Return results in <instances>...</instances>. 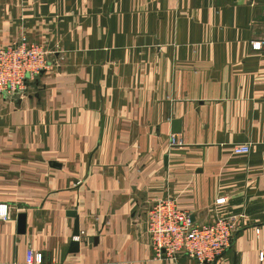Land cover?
I'll list each match as a JSON object with an SVG mask.
<instances>
[{"label": "crops", "instance_id": "0c3cea01", "mask_svg": "<svg viewBox=\"0 0 264 264\" xmlns=\"http://www.w3.org/2000/svg\"><path fill=\"white\" fill-rule=\"evenodd\" d=\"M262 19L264 0H0V49L25 36L50 54L0 95V264L27 249L42 264H197L155 256L147 213L166 196L196 225L237 223L211 264H264Z\"/></svg>", "mask_w": 264, "mask_h": 264}, {"label": "built area", "instance_id": "2783aa9c", "mask_svg": "<svg viewBox=\"0 0 264 264\" xmlns=\"http://www.w3.org/2000/svg\"><path fill=\"white\" fill-rule=\"evenodd\" d=\"M262 42H250L253 51L261 49ZM50 54L39 44L31 42L25 36L0 49V95H13L24 91L26 82L33 80L50 67ZM170 146L181 145L174 135L170 137ZM249 145L233 147V154L249 152ZM224 198L215 201V205L224 203ZM8 217L7 206L0 204V220ZM237 223L231 217H219L213 223L196 225L187 212L176 207L175 201L164 197L156 201L147 213V233L151 247L157 258L175 260L183 254L197 264H211L230 247ZM258 260H264L259 253ZM43 258L32 249H27L24 264H42ZM15 264V263H13Z\"/></svg>", "mask_w": 264, "mask_h": 264}, {"label": "water", "instance_id": "95a60500", "mask_svg": "<svg viewBox=\"0 0 264 264\" xmlns=\"http://www.w3.org/2000/svg\"><path fill=\"white\" fill-rule=\"evenodd\" d=\"M264 21V19H262ZM179 125V122L178 121H173V131H172V134H176L178 133V131H174L176 130V126ZM175 128V129H174ZM70 215L74 216V213H70ZM23 215H20L19 216V227H23ZM79 235V230H78V223H77V219L75 220V223H74V232H73V236H78ZM72 245L73 246H76V250H77V246H78V243L77 242H72Z\"/></svg>", "mask_w": 264, "mask_h": 264}, {"label": "rangeland", "instance_id": "374dc122", "mask_svg": "<svg viewBox=\"0 0 264 264\" xmlns=\"http://www.w3.org/2000/svg\"><path fill=\"white\" fill-rule=\"evenodd\" d=\"M41 46V45H40ZM42 47V46H41ZM44 50H45V48L44 47H42Z\"/></svg>", "mask_w": 264, "mask_h": 264}]
</instances>
